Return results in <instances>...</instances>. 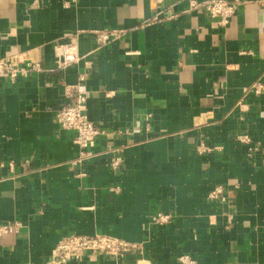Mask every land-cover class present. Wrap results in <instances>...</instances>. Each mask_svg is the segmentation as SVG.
<instances>
[{
	"label": "crops",
	"instance_id": "obj_1",
	"mask_svg": "<svg viewBox=\"0 0 264 264\" xmlns=\"http://www.w3.org/2000/svg\"><path fill=\"white\" fill-rule=\"evenodd\" d=\"M189 6L0 0V59L34 51L46 69L0 80V225H23L0 237V264H43L67 235L142 248L125 260L71 264H178L182 255L264 264V93H245L264 84V7L247 4L220 26ZM104 29L125 33L96 51L94 32ZM67 43L82 61L57 70L55 47ZM81 74L88 116L106 135L96 157L76 167L78 147L55 115L64 85ZM239 135L253 139V152ZM200 143L212 151L198 153ZM109 145L122 149L121 170ZM220 185L224 205L207 198ZM156 212L170 213V225H153Z\"/></svg>",
	"mask_w": 264,
	"mask_h": 264
},
{
	"label": "built area",
	"instance_id": "obj_2",
	"mask_svg": "<svg viewBox=\"0 0 264 264\" xmlns=\"http://www.w3.org/2000/svg\"><path fill=\"white\" fill-rule=\"evenodd\" d=\"M79 0H71L76 3ZM188 12L197 11L215 20L220 26H227L236 13L245 5L254 3L264 7V0H189ZM125 31L116 29H104L94 32L96 37V51L107 47L111 42L120 39ZM34 51L14 54L0 59V80L15 83L20 79H28L36 74L45 72L41 60ZM55 61L57 70H65L73 64H80L82 57L79 55L75 43L61 44L55 47ZM85 76L81 74L76 83L64 85V101L56 111V122L63 132L72 134L73 142L78 147L77 156L71 160L72 166H81L96 157L94 148L98 139L106 132L99 129L88 116L89 93L84 86ZM259 96L264 93V84L261 80L245 90ZM118 135L126 132H118ZM237 141L249 146V152H253L256 146L249 135L237 136ZM196 151L200 154L211 152L205 143H200ZM107 152L112 155L111 167L121 170L124 166L121 157L122 149L108 146ZM13 166L11 165V168ZM118 193L119 188H113ZM210 202L224 205L228 202L227 187L217 186L207 196ZM173 216L170 213L156 212L151 223L156 226L170 225ZM23 225L19 222L0 225V237L16 234L21 231ZM141 245L125 242L109 235H67L62 237L53 248L49 259L43 264H71L82 262L88 256H108L115 260L126 259L137 255ZM178 264H197L190 255H182L178 258Z\"/></svg>",
	"mask_w": 264,
	"mask_h": 264
}]
</instances>
